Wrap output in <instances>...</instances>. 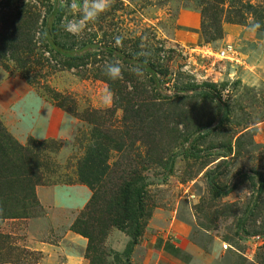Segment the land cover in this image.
<instances>
[{
  "label": "rangeland",
  "instance_id": "1",
  "mask_svg": "<svg viewBox=\"0 0 264 264\" xmlns=\"http://www.w3.org/2000/svg\"><path fill=\"white\" fill-rule=\"evenodd\" d=\"M205 1L108 0L73 35L62 24L80 14L62 0L56 31L67 45L94 41L146 56L167 69L171 89L213 86L228 105L225 120L214 98H162L141 70L105 51L75 61L51 52L42 23L52 0H0V122L19 143L36 141L31 183L0 153V264H123L116 253L126 232L111 226L88 249V238L71 229L93 194L77 168L96 131L119 145L96 189L99 204L125 181L146 186L131 264H264V192L239 232L255 195L252 175H264V0ZM108 63L120 67L118 79L105 74ZM190 146L201 156H185ZM216 172L220 185L236 184L232 192L215 194ZM29 189L34 198L23 200ZM53 189L62 196L46 201ZM64 189L86 199L71 203Z\"/></svg>",
  "mask_w": 264,
  "mask_h": 264
},
{
  "label": "trees",
  "instance_id": "2",
  "mask_svg": "<svg viewBox=\"0 0 264 264\" xmlns=\"http://www.w3.org/2000/svg\"><path fill=\"white\" fill-rule=\"evenodd\" d=\"M204 2H206L204 0ZM64 5L62 0H52L46 16L43 19V39L46 41L49 50L56 55L63 57L66 61L81 60L86 57H91L102 51L109 55H113L123 64L141 70L148 78V81L153 86L158 96L168 98L173 95L190 93L202 97L214 98L221 111V120L227 118L229 109L226 101L222 98L219 91L211 85H191L183 88L171 89L167 87L168 71L153 62L146 56H136L134 54L123 51L113 45H96L94 41L83 43L80 46H71L62 43L57 36L56 26L60 23L63 15ZM205 21V20H204ZM204 31H207L208 26L205 22L202 23ZM218 30V29H217ZM168 91L172 92L170 96ZM60 106H63L59 103ZM35 140H30L28 144H21L6 131V128L0 122V153L4 159L13 165L15 174L25 183L32 182L33 173L31 172L32 159L30 157L31 145L35 144ZM44 144V143H43ZM42 144V145H43ZM118 149L119 145L105 133L96 131L90 144L86 148L85 155L80 161L77 168L79 182L86 185L92 192V196L85 208L80 212L79 216L74 220L71 229L87 237L89 240L88 249L96 248L94 241L104 236L111 226H114L130 237L125 249L121 253H116V258L123 261V264H131V254L134 246L139 242L142 229V219L145 216V203L143 193L146 186L136 187L135 182L125 181L115 192L114 196L109 200L100 202L99 194L96 189L107 174L109 164V154L111 149ZM231 151V148H230ZM182 153L185 156L197 157L201 156L202 150H194L193 147H186ZM230 154L228 152L225 156ZM176 154L172 155L168 164L166 177L171 174L173 163ZM218 173H212L209 177V182L216 195H227L232 192L236 184L220 185L215 178ZM252 184L255 188V195L251 205L248 206L245 214L239 220V232L246 233L245 221L248 216L256 208L260 196L264 192V175L260 171H254L252 175ZM123 186V187H122ZM10 197L13 198V203L19 208H22L21 199L18 194L11 192ZM33 196V197H32ZM34 198L32 189L25 190L21 195L23 200ZM6 207L5 205H1ZM17 207V208H18ZM16 210H6L2 214H15ZM11 212V213H10Z\"/></svg>",
  "mask_w": 264,
  "mask_h": 264
},
{
  "label": "clouds",
  "instance_id": "3",
  "mask_svg": "<svg viewBox=\"0 0 264 264\" xmlns=\"http://www.w3.org/2000/svg\"><path fill=\"white\" fill-rule=\"evenodd\" d=\"M108 7V0H82V2H77V0H72L69 4V8L76 9L80 16L78 19L67 20L62 24L65 31L70 34H79L85 28V22L93 21L96 17L102 13ZM260 28L258 22L251 23L249 26V31H255ZM120 38L117 37L116 41L119 43ZM105 74L109 79H118L120 76V67L115 63H108L105 66Z\"/></svg>",
  "mask_w": 264,
  "mask_h": 264
},
{
  "label": "crops",
  "instance_id": "4",
  "mask_svg": "<svg viewBox=\"0 0 264 264\" xmlns=\"http://www.w3.org/2000/svg\"><path fill=\"white\" fill-rule=\"evenodd\" d=\"M43 192H46L45 190H43ZM62 191L59 190V189H53V191H47L46 193H44L46 195V201H49L50 197H53L54 200H57L59 197H61L62 195L60 194ZM64 192H65V196L64 197H67L68 201L71 202V203H75L76 201L80 200V199H83L85 200L86 197L82 196V195H70V198H68V189H64ZM51 193V195H50ZM44 195V196H45ZM66 200V198H65ZM68 202V203H69ZM67 204V203H66ZM76 204V203H75ZM83 203H80L78 205H82ZM78 205H75V206H78Z\"/></svg>",
  "mask_w": 264,
  "mask_h": 264
},
{
  "label": "built area",
  "instance_id": "5",
  "mask_svg": "<svg viewBox=\"0 0 264 264\" xmlns=\"http://www.w3.org/2000/svg\"><path fill=\"white\" fill-rule=\"evenodd\" d=\"M221 55H225L224 53H222Z\"/></svg>",
  "mask_w": 264,
  "mask_h": 264
}]
</instances>
